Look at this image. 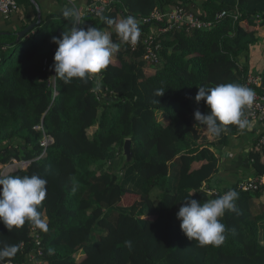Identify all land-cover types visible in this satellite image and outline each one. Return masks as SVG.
Masks as SVG:
<instances>
[{
  "label": "trees",
  "instance_id": "16d2710c",
  "mask_svg": "<svg viewBox=\"0 0 264 264\" xmlns=\"http://www.w3.org/2000/svg\"><path fill=\"white\" fill-rule=\"evenodd\" d=\"M105 1L100 17L84 21L120 44L100 74L98 92L94 79L65 84L55 77L52 38L69 31L71 18L48 14L19 42L15 34L0 35V176L47 180L39 211L48 225L47 232L36 229L35 246L30 222L12 231L0 223V246L20 248L5 262L25 264L26 254L38 249L41 264H264V185L240 192L239 181L222 190L213 184L221 165L217 151L238 127L229 125L215 138L194 120L197 109L208 111L194 100L199 87L243 85L251 72L242 59L264 39V0ZM175 6L203 22L226 16L210 28L183 26L157 36V64L144 59L142 44L131 51L114 25L101 20L131 15L139 21ZM260 75L257 90L264 95V71ZM159 89L164 94L157 97ZM258 139L247 157L261 178L264 148ZM126 140L129 163L123 157ZM118 157L119 169L112 171L108 165ZM13 161L22 164L3 171ZM229 189L239 193V214L222 218L227 239L220 247L197 246L180 230L179 208L187 198L204 202ZM128 195L140 205H124ZM125 240L132 241L131 249Z\"/></svg>",
  "mask_w": 264,
  "mask_h": 264
},
{
  "label": "clouds",
  "instance_id": "9594fccd",
  "mask_svg": "<svg viewBox=\"0 0 264 264\" xmlns=\"http://www.w3.org/2000/svg\"><path fill=\"white\" fill-rule=\"evenodd\" d=\"M62 16L71 18L74 24L59 38H52L57 45L52 66L55 77L65 84L73 79L82 82L94 79L96 87L93 91L98 92L102 86L100 74L111 64L120 50V44L115 43L107 31L81 25L80 13L74 8L64 9ZM101 20L109 26L114 25L122 42L134 45L141 36L139 21L135 16L129 15L119 20L102 16ZM163 94V89L156 92L157 97ZM194 100L197 104L203 101L207 106V112L202 113L199 109L194 112V120L212 137L219 138L229 125L237 126L240 130L251 127L245 116V109L255 100V92L251 88L237 83L201 86ZM46 186L47 180L37 174L0 176V223L12 231L30 222L35 229L47 232L46 219L39 211L47 195ZM238 198L239 193L229 189L223 195L204 202L185 199L176 214L181 232L199 247H220L227 239V228L222 218L226 212L239 214ZM124 245L131 249L132 241L125 240ZM19 250L18 244L0 246V264H5V259L14 257Z\"/></svg>",
  "mask_w": 264,
  "mask_h": 264
},
{
  "label": "built area",
  "instance_id": "2783aa9c",
  "mask_svg": "<svg viewBox=\"0 0 264 264\" xmlns=\"http://www.w3.org/2000/svg\"><path fill=\"white\" fill-rule=\"evenodd\" d=\"M70 8L78 10L77 6L71 1H67ZM105 0H88V4L83 12H80L79 23L83 25L86 20L92 18L96 19L106 10ZM19 9V5L16 0H0V16L7 19L12 16ZM226 16L225 12L215 14L213 22H203L196 18V14L192 11L188 12L186 9L180 6L175 7H163L153 11L147 18L140 19L139 25L141 28V36L136 44L127 43L131 51H135L139 44L143 45L144 59L151 64L159 63L157 50L159 45L156 44L155 39L157 36L167 33L170 30H178L183 26L186 31L191 29H206L212 27L213 23L220 21ZM144 31H143V30ZM146 29V30H145ZM261 75L248 72L244 78L243 85L251 88L255 92L254 103L245 109V116L250 121V124H264V95L258 93L257 88L260 85ZM51 82V81H50ZM52 83V82H51ZM238 131H242L238 128ZM258 144L264 148V135H261L258 139ZM47 139L41 142V147L46 146ZM13 161V164L4 167L3 171L9 170L12 167L20 165ZM264 185V177L251 178L239 181L236 185V190L240 192L255 191L258 187ZM209 195H218L215 190H208ZM224 194V193H223ZM222 194V195H223ZM34 233L35 246H37L38 233L35 228H32ZM24 247L21 244V248ZM41 251L31 250L25 256V264H41ZM5 264H13L11 262H5Z\"/></svg>",
  "mask_w": 264,
  "mask_h": 264
},
{
  "label": "crops",
  "instance_id": "0c3cea01",
  "mask_svg": "<svg viewBox=\"0 0 264 264\" xmlns=\"http://www.w3.org/2000/svg\"><path fill=\"white\" fill-rule=\"evenodd\" d=\"M17 1V0H16ZM67 1L74 3L80 12H83L88 0H19V9L10 18L0 16V35L15 34L22 31L28 25L37 21V8L40 9L41 19L48 14L62 15V11L70 8ZM83 26H87L86 23ZM260 35L264 37V30ZM248 70L261 74L264 71V39L252 45L243 56ZM251 127L240 131L236 136L229 138L226 146L218 149L221 156L219 173L215 177L214 189L222 190L234 183L254 178V172L250 166L247 154L254 140L264 135V124H250ZM264 201V197L261 198Z\"/></svg>",
  "mask_w": 264,
  "mask_h": 264
},
{
  "label": "water",
  "instance_id": "95a60500",
  "mask_svg": "<svg viewBox=\"0 0 264 264\" xmlns=\"http://www.w3.org/2000/svg\"><path fill=\"white\" fill-rule=\"evenodd\" d=\"M41 13H40V9L37 8V21L28 25L27 27H25L22 31H20L19 33H17V41H21L24 36H26L32 29H34L41 21ZM123 156L125 158V162L129 163L132 159V153L130 150V141L126 140L124 145H123Z\"/></svg>",
  "mask_w": 264,
  "mask_h": 264
},
{
  "label": "rangeland",
  "instance_id": "374dc122",
  "mask_svg": "<svg viewBox=\"0 0 264 264\" xmlns=\"http://www.w3.org/2000/svg\"><path fill=\"white\" fill-rule=\"evenodd\" d=\"M232 71V70H231ZM199 130V129H198ZM200 131V130H199ZM201 132V131H200ZM121 156V155H120ZM124 157V156H123ZM125 159V158H124ZM121 164V159L120 157L114 159L109 165H108V168L112 169V171H118L119 169V166ZM122 203L124 205H136V206H139L140 205V199L138 197H134V196H126L124 197Z\"/></svg>",
  "mask_w": 264,
  "mask_h": 264
}]
</instances>
